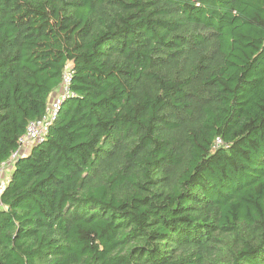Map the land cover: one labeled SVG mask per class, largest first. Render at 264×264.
<instances>
[{
  "label": "trees",
  "instance_id": "trees-1",
  "mask_svg": "<svg viewBox=\"0 0 264 264\" xmlns=\"http://www.w3.org/2000/svg\"><path fill=\"white\" fill-rule=\"evenodd\" d=\"M0 264H264V0H0Z\"/></svg>",
  "mask_w": 264,
  "mask_h": 264
},
{
  "label": "built area",
  "instance_id": "built-area-1",
  "mask_svg": "<svg viewBox=\"0 0 264 264\" xmlns=\"http://www.w3.org/2000/svg\"><path fill=\"white\" fill-rule=\"evenodd\" d=\"M71 81H72V74H71L70 69L68 67V69L64 73L62 88L59 91L58 96H55L52 98V102H50V104L48 106L46 116L41 120L34 121V122H31L29 124V126L27 128V133L21 140V147H20L21 152L19 151L18 153H15L13 158H16L19 155V153H21V154L25 153L26 149H24L23 152H22V149L27 144L31 143V146L33 147L37 143L43 141V139L47 135L49 128L51 127L52 123L58 117L62 105L68 99L75 97V94L71 91V88H70ZM6 165H8V164H4L2 167L6 166ZM1 173H2V171H1ZM5 186H6V182L5 183L3 182V188H5Z\"/></svg>",
  "mask_w": 264,
  "mask_h": 264
},
{
  "label": "rangeland",
  "instance_id": "rangeland-1",
  "mask_svg": "<svg viewBox=\"0 0 264 264\" xmlns=\"http://www.w3.org/2000/svg\"><path fill=\"white\" fill-rule=\"evenodd\" d=\"M58 94H59V92L55 93L53 95V97L58 96ZM51 102H52V100H51ZM30 146H31V143L27 144L25 147H23L22 152H23L24 149H26L27 152H25V154H27L29 152V150L31 149V147H32V146L31 147ZM11 167H12V163L2 167V170H1L2 171V173H1L2 176L1 177H2V181L4 183L8 182V180L10 179L11 172H12V168Z\"/></svg>",
  "mask_w": 264,
  "mask_h": 264
}]
</instances>
